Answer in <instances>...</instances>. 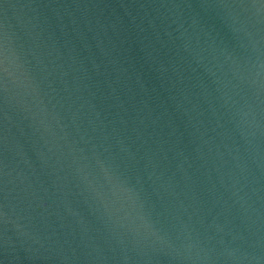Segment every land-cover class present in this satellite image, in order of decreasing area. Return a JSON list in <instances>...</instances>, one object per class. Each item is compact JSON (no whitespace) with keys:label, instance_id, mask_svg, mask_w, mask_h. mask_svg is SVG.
<instances>
[{"label":"water","instance_id":"obj_1","mask_svg":"<svg viewBox=\"0 0 264 264\" xmlns=\"http://www.w3.org/2000/svg\"><path fill=\"white\" fill-rule=\"evenodd\" d=\"M0 264H264V0H0Z\"/></svg>","mask_w":264,"mask_h":264}]
</instances>
